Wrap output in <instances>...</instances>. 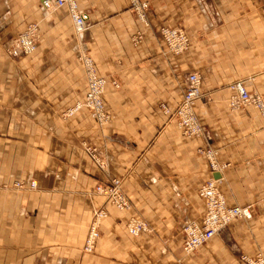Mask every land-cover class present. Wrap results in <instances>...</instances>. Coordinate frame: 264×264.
I'll return each instance as SVG.
<instances>
[{"label": "crops", "instance_id": "obj_1", "mask_svg": "<svg viewBox=\"0 0 264 264\" xmlns=\"http://www.w3.org/2000/svg\"><path fill=\"white\" fill-rule=\"evenodd\" d=\"M141 1L150 6L148 25L129 0H78L90 15L80 39L65 9L0 0V183L38 184L0 192V264H245L242 255L264 254V118L230 106L239 81L264 99V0ZM32 24L36 52L9 56L6 48ZM164 26L184 29L190 50L169 53ZM82 54L109 80L111 120L102 128L86 109L65 116L85 95ZM192 73L202 78L195 112L209 141L185 136L162 110L177 107ZM207 149L224 166L216 174ZM212 176L228 206H250L253 216L186 254L184 228L203 217L199 190ZM114 178L130 210L94 192ZM96 210L107 216L95 250L85 253ZM132 218L150 232L131 236Z\"/></svg>", "mask_w": 264, "mask_h": 264}, {"label": "built area", "instance_id": "obj_2", "mask_svg": "<svg viewBox=\"0 0 264 264\" xmlns=\"http://www.w3.org/2000/svg\"><path fill=\"white\" fill-rule=\"evenodd\" d=\"M133 12L138 18L148 25L149 3L141 0H129ZM43 8L50 12L54 9H65L70 16L76 34L82 39L83 34L88 30L90 15L82 10L77 0H43ZM37 25H30L14 41L13 49L10 53L32 54L36 51ZM160 36L165 43L169 53L182 55L189 51L191 40L187 32L182 28H172L164 26L160 30ZM88 76V87L86 105L93 111V116H99L100 120H107L104 114V105L101 95L104 94L105 88L109 82L97 75L93 59L88 57L84 60ZM112 85L119 88L117 81L113 80ZM235 94L230 100V106L233 110L255 108L264 118V99L258 94L250 93L243 82L239 81L231 85ZM202 78L198 73H192L187 77V86L183 99L175 109L168 106H162L165 114L169 115L176 122L183 134L189 138H204L209 141L210 134L207 129L199 122L195 107L202 98ZM210 164L212 174L218 173L224 168L220 166L214 157V152L207 149L202 152ZM219 178L212 176L199 190V196L204 200L206 210L200 222H191L184 228L183 251L186 254H192L200 247L209 243L216 235L227 228L237 219H252L253 212L250 206L247 207H230L228 206L224 195L219 190ZM9 186L0 185V190L7 189ZM15 187L24 188L23 183H16ZM36 189L37 183L30 182L26 188ZM25 188V189H26ZM96 192L104 196L111 204L120 211L131 209V203L125 193L122 191L120 180L114 179L106 185H100ZM106 212L99 210L94 213L89 233L83 245L85 253H92L100 238V224L106 217ZM128 233L133 237H139L142 234L150 232L149 225L139 219L132 218L127 225ZM241 260L245 264H264V254L259 253L254 257L242 255Z\"/></svg>", "mask_w": 264, "mask_h": 264}, {"label": "rangeland", "instance_id": "obj_3", "mask_svg": "<svg viewBox=\"0 0 264 264\" xmlns=\"http://www.w3.org/2000/svg\"><path fill=\"white\" fill-rule=\"evenodd\" d=\"M77 2H78V0H77ZM78 4H79V2H78ZM79 6H80V4H79ZM81 8V7H80ZM82 9V8H81ZM83 10V9H82ZM84 11H86V10H84ZM87 12V11H86ZM137 16V15H136ZM138 17V16H137ZM37 28H38V26H37ZM75 30V29H74ZM24 32V31H23ZM23 32H21L20 34H22ZM76 33V32H75ZM20 34L13 40V42H12V44L10 45V46H8L7 48H6V53L9 55V56H12V57H15V56H28V55H32L33 53H35V52H33L32 54H18V53H14V54H12V53H10V51L13 49V43H14V41L20 36ZM77 35V34H76ZM78 36V35H77ZM84 36H85V33L83 34V38H84ZM79 37V36H78ZM80 38V37H79ZM82 38V39H83ZM37 39H38V29H37V35H36V44H37ZM81 39V38H80ZM190 40H191V38H190ZM190 47H191V45H190ZM36 50H37V48H36ZM190 50V49H189ZM88 57H90V56H88L87 54H82L81 55V61H82V65H83V68H84V70H85V73H86V77H87V86H86V91H85V95H84V98H83V100L82 101H80V102H78L77 104H76V106L74 107V108H72L71 110H69V111H67L66 112V114H65V116L66 117H71V116H73L76 112H78L79 110H81V109H86L88 112H89V114H90V116L95 120V122H96V124H98L101 128L103 127V126H105L106 124H108L109 123V121L111 120V114L108 112V110H107V108H106V102H105V98H104V96H105V92H104V94H102L101 95V100H102V102H103V105H104V114L106 115L105 117H107L106 119L107 120H105V121H102V120H100V118H99V116H97V115H94L93 116V111H91V109L89 108V107H87V105H86V103H87V101H86V97H87V87H88V76H87V71H86V67H85V62H84V60L86 59V58H88ZM91 58V57H90ZM94 62V61H93ZM94 65H95V63H94ZM95 69H96V65H95ZM96 72H97V69H96ZM97 75L99 76V77H101L99 74H98V72H97ZM101 78H104V79H106V80H108L107 78H105V77H101ZM107 87V86H106ZM105 90H106V88H105ZM87 151L90 153V155L92 156V158H93V160L99 165V166H101L102 168H104L105 166H106V164H107V162H106V160L98 153V151L96 150V149H94V148H87ZM114 179H117V180H120V179H118V178H114ZM114 179H111L108 183H101V184H98L96 187H95V189H94V192L96 193V194H98L97 192H96V188L98 187V186H100V185H106V184H109L110 182H112ZM32 181H35V180H31L30 182H32ZM30 182L29 183H27V182H25V181H16L12 186H10V185H7L6 183H0V185H7V186H9L7 189H2V190H0V192H3V191H7V190H11V189H15V190H26V189H29L28 187L26 188V186H28L29 184H30ZM36 182V181H35ZM120 182H121V180H120ZM16 183H23L24 184V188H18V187H15V184ZM37 183V182H36ZM122 184V183H121ZM37 186H38V184H37ZM26 188V189H25ZM98 195H100V194H98ZM100 196H102V195H100ZM104 197V196H103ZM105 198V197H104ZM107 200V199H106ZM108 201V200H107ZM109 202V201H108ZM97 211H99V210H96L95 212H97ZM94 212V213H95ZM107 215V214H106Z\"/></svg>", "mask_w": 264, "mask_h": 264}]
</instances>
